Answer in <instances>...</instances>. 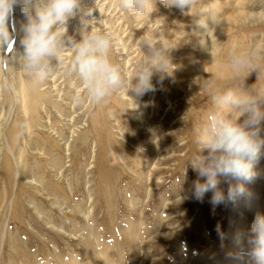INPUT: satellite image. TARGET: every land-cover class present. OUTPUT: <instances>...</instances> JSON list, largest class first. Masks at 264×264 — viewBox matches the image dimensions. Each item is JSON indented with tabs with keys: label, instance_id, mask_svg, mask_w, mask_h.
Here are the masks:
<instances>
[{
	"label": "rangeland",
	"instance_id": "1",
	"mask_svg": "<svg viewBox=\"0 0 264 264\" xmlns=\"http://www.w3.org/2000/svg\"><path fill=\"white\" fill-rule=\"evenodd\" d=\"M203 3L205 11L212 10L217 21L215 23L211 12L206 13L207 28L196 23L199 17L185 15L179 9L166 7L159 2L152 17L139 19L123 9L120 0H97L96 5L95 0H84V7L93 10L88 19L96 21V27L113 31L118 38L120 43L113 50L112 59L128 70L131 80L143 59L144 53L138 39L145 31L159 34V39L173 48L171 58L174 68L169 70L172 74H154L152 83L155 91L138 98L149 105L147 110L151 120L146 119L145 124L165 134V148L176 151L175 159L169 158L160 165V171L154 178L156 191L149 201L144 198L140 178L137 177L143 170H137V166L145 154H150L151 143L144 132L147 127L143 131L136 128L135 115L126 102L128 95L135 96V93L129 92L124 100L122 95L127 94L125 91L100 105L77 103L74 96L77 90L83 96L84 89L79 87L78 78L68 70L71 52L67 53L63 71L55 72L49 79L37 83L21 67L17 58L16 52L22 51V33L19 34L15 26L19 17L15 7L9 22L13 42L0 46V129L4 130V135L0 130V264H74L73 261L90 264L88 255L96 252L99 261L107 258L108 254L118 252L122 264H137L133 256L138 251L132 247V240L126 236L127 231L137 232L140 238L145 237L155 230L160 215L161 233L164 235L158 240L159 251H155V245L150 242L145 244V253L149 255L147 264H236L231 259L232 254L246 245L255 214L264 213V150L255 165L257 175L246 184L247 195L235 204L214 206L210 203L211 192L205 195L202 202L192 198L190 189L198 174L189 163L199 151L196 129L205 123L213 109L211 93L201 87V79L215 74L221 84L229 83L226 71L217 75L220 68H217V72L216 68L213 69L212 43L222 44V53L217 54L216 66H219L229 49L250 45L264 37V0H203ZM197 11L194 10L192 15H196ZM20 15L21 20H25L24 14ZM80 28L81 21L77 16L70 20L68 34L79 39ZM208 28L214 29L212 37L207 34ZM256 79L253 73L245 86L250 87ZM22 81L26 87L34 82L37 92L46 96L51 90H56L53 97L65 98L63 111L75 108L73 117L79 132L73 139L68 135L73 125L68 112H63L61 117H55V113L49 117L51 127L58 133L56 137L62 142L60 144H66L64 135L69 136L72 152L79 150L75 162L70 158L71 152L61 150L60 145L54 143L56 137L48 139V131L39 128L41 123H47L46 114L42 113V120L37 119L34 123L24 116V111L21 112L16 102V92L21 88ZM157 102L160 115L156 112L157 115L150 114L151 105L157 107ZM168 112L169 120L166 117ZM97 119L102 120L94 127ZM28 124L30 130L27 129ZM12 128L16 130L13 142L6 137ZM94 128L95 131H92ZM79 133H86L88 139L85 145L81 140H76ZM100 133L101 137L104 135L111 141L110 145L108 142L101 145L106 159L103 170L96 166V153L99 154L96 142ZM44 138L49 143L44 142ZM118 142L129 147L132 153L128 158L122 157L121 148H117ZM10 143L22 152L24 173H16V166L8 151ZM49 146L53 147L52 151ZM42 148L46 155L36 152ZM47 153L52 156L49 158ZM166 156L171 157L172 154L167 153ZM6 157L12 166L9 174L4 170ZM56 165L63 168V178L60 180V176L55 177L49 171ZM33 174L37 181L44 183V192H39L29 183L33 181ZM104 179L112 182L111 186H105L108 190L103 187ZM221 188L227 193L228 184L222 182ZM86 194L92 195V198L85 200ZM180 196L184 198L181 200ZM130 199L135 210H131L126 202ZM164 199L169 200L166 209L161 206ZM143 202L147 204L146 211ZM77 208L87 212L88 219L86 217L85 220L86 215L79 214ZM233 247L237 249L230 254ZM104 248L108 252H104Z\"/></svg>",
	"mask_w": 264,
	"mask_h": 264
},
{
	"label": "clouds",
	"instance_id": "2",
	"mask_svg": "<svg viewBox=\"0 0 264 264\" xmlns=\"http://www.w3.org/2000/svg\"><path fill=\"white\" fill-rule=\"evenodd\" d=\"M158 2L199 17L196 23L200 26L207 28L205 14L209 12L217 23L214 12L205 11L203 0H120V6L143 19L152 17ZM17 6L22 7L25 17L20 27L22 51L16 52L22 67L35 81L42 82L64 70L67 53L71 52L68 70L84 89L83 96L77 90V103L100 105L125 91L142 97L155 91L154 74H172L173 48L159 39V34L145 31L138 39L143 59L135 77L129 80L123 66L112 59L120 43L118 38L113 31L96 27V21L88 19L93 10L84 7V0H0V46L13 42L9 22ZM194 10H198L196 15H192ZM77 16L81 21L79 39L68 34L69 22ZM213 31L208 28V36L212 37ZM221 45L212 43V65L217 62V54L222 53ZM220 70L229 74V83L221 84L215 74L201 79V87L211 93L213 109L196 129L199 151L189 163L198 174L191 185V197L202 202L211 192L210 203L214 206L235 204L244 198L248 193L246 184L257 175L255 165L264 150V37L229 49ZM253 73L256 82L246 87ZM222 182L228 184L227 193L221 188ZM231 259L236 264H264V213L255 214L246 245ZM102 261L122 264L118 252L108 254Z\"/></svg>",
	"mask_w": 264,
	"mask_h": 264
},
{
	"label": "bare ground",
	"instance_id": "3",
	"mask_svg": "<svg viewBox=\"0 0 264 264\" xmlns=\"http://www.w3.org/2000/svg\"><path fill=\"white\" fill-rule=\"evenodd\" d=\"M17 10H18V13H19V17L17 18V20H16V25L15 26H17V28L19 29L18 31H20V27H21V24L23 23V22H25V20L23 19V20H21L22 19V16L20 15V13L21 14H23V9H22V7H20V6H17ZM19 34H21V31H20V33ZM3 50V49H2ZM1 53V52H0ZM21 63V62H20ZM19 63V65H21ZM214 66V65H213ZM220 66V65H219ZM219 66H216V64H215V67H213V69H215V72H217V68H220ZM22 67V66H21ZM10 69V68H9ZM128 71V70H127ZM220 71V69H218V73H217V75L220 73V74H222L223 72H219ZM22 72V71H21ZM225 73V72H224ZM223 73V74H224ZM219 74V75H220ZM226 74H227V72H226ZM58 76V75H57ZM128 77H129V80H131V74L130 73H128ZM32 78V77H31ZM59 78V77H58ZM55 80V79H54ZM71 81V80H70ZM74 81V80H73ZM52 82H53V80H52ZM38 83V82H37ZM50 83V82H49ZM21 84H22V86H21ZM21 84H20V89H18V91L16 92L17 93V104H18V107L20 108V110H22L21 112L23 113V111H24V116H26V118L27 119H31V120H33L34 121V123H35V121L38 119L39 121H41L42 120V117L43 116H41L42 115V113L43 114H46V116H47V120L48 121H46L47 123H44V124H42L41 123V127L39 126V128H41L42 130L44 129V130H47L48 132H47V134H48V139H52V138H54V137H56V136H58L57 134V132L55 131V130H53V128L51 127V124L49 123V117L50 116H52V114L53 113H55V117H61L62 115V113L63 112H68V118H72V120H71V122H72V126L69 128V133H68V135L70 136V137H72V139H73V136L74 135H77V133L79 132L78 130H77V128L76 127H78V125L76 124V119L73 117V114L75 113V108L73 107L72 109H68V110H66V111H63V108H62V105L65 103V100H63V99H65V98H63V97H61V96H57V97H53L52 95L56 92V90H51L50 91V94L48 95L50 98H48V96H46V95H43V94H39L38 92H37V85L34 83V82H31V83H29L28 85H27V87H26V85L25 86H23V81L21 82ZM57 85V84H56ZM72 85V84H71ZM73 85H74V83H73ZM52 86H53V83H52ZM75 86V85H74ZM73 86V87H74ZM78 86V85H77ZM72 87V88H73ZM39 88V87H38ZM79 88V87H78ZM81 88V87H80ZM49 89V88H48ZM75 90V89H74ZM80 90V89H79ZM70 91H72V90H70ZM75 92V91H74ZM61 93V92H60ZM124 93V92H123ZM56 94V93H55ZM60 95V94H59ZM64 95V94H63ZM83 95V94H82ZM127 95L128 94H126V93H124V95H122V98H124V100H125V98L127 97ZM9 98V97H8ZM138 98L139 97H136V96H132L131 94L128 96V101H126L129 105H130V107H131V109H132V112H133V114L135 115V120H136V128L138 129V130H145V127H147V131H144L145 132V135H147V137L150 139V143L151 144H149V146H150V154L149 155H144V158H142L141 160H140V164H139V166H137V170L138 169H141V170H143V171H141L140 173H139V175L137 176V177H139L140 179H139V183L141 184V186H142V190L144 191V198H146V200H150L151 198H152V196L155 194V191H156V186H155V184H154V178H155V176H156V174L157 173H159V171H160V165L162 164V163H165V161H167L169 158L171 159H175V157L176 156H174V152H176L175 150H171V151H168L166 148V144H165V138H166V136H165V134H163V133H159V130L158 129H156L155 127H153V126H147V124H145V120L146 119H148V120H151V118H150V116H149V112H148V110H149V105H147L146 104V102H144L143 100H138ZM9 101H11L12 102V100H9ZM8 101V102H9ZM157 101H159V103H160V100L159 99H157ZM15 102V101H14ZM144 102V103H143ZM178 102V101H177ZM158 103V102H157ZM159 103L157 104V107H155V106H153V105H151L152 107H151V109H152V111L150 112V114L151 113H154L155 114V112L157 113V114H159L160 115V106H159ZM70 104V103H69ZM173 105V104H172ZM171 105V106H172ZM177 106V105H176ZM14 107H15V105H14ZM66 109V108H65ZM148 109V110H147ZM157 114H155V115H157ZM66 116V115H65ZM64 116V117H65ZM77 116V115H76ZM172 116V115H171ZM167 120H169L170 119V112H168V114H167ZM165 117V118H166ZM102 120V119H101ZM101 120H99V119H97L96 121H95V123L93 124L94 125V127L96 126L97 127V124H98V122L99 121H101ZM32 121V122H33ZM171 121V120H170ZM169 121V122H170ZM101 123V122H100ZM99 123V124H100ZM70 124V123H69ZM68 124V125H69ZM78 124H80V123H78ZM145 124V125H144ZM35 126H36V124H34ZM39 125V124H38ZM176 125V124H175ZM102 127V126H101ZM105 127V126H104ZM103 127V128H104ZM107 127V126H106ZM105 127V128H106ZM160 127V126H159ZM175 126H173L172 128H174ZM79 128V127H78ZM172 128H170V129H172ZM27 129L28 130H30V127H29V124L27 125ZM98 129V128H97ZM1 130V133H2V135H4L3 134V132H4V130H2V128L0 129ZM41 130V131H42ZM102 130V129H101ZM7 131V130H6ZM92 131H95V128L94 129H92ZM99 131V130H98ZM97 131V132H98ZM42 132H44V131H42ZM143 132V133H144ZM9 134H8V136H6L7 138L9 137V139L10 140H12V142H13V139L15 140V136H16V130L14 129V128H12L9 132H8ZM99 133V132H98ZM103 133V132H102ZM142 133V134H143ZM153 133H155V136L153 135ZM110 134V133H109ZM173 135V134H172ZM69 136H65L64 135V138H65V140H66V138H67V140H66V144H60V143H62L58 138L59 137H56L57 138V140H56V142H54L55 144H58V145H60L59 146V148H61V150H63V151H65V152H71L70 154H71V156H70V158L72 157L73 158V160H74V162H75V159H77L76 158V154L78 155V152H79V150H77V149H75V150H73V152H72V146H71V143L68 141L69 140ZM86 136V133H79L78 134V136H77V138H76V140H78V141H82L83 142V145H85L86 144V142H87V137H85ZM29 137H30V135H29ZM39 137V136H38ZM37 137V138H38ZM158 137V138H157ZM41 138V137H40ZM46 138V137H45ZM45 138H44V142H46V143H49V142H47V140H45ZM43 140V139H42ZM41 140V141H42ZM108 140V137H106V136H104L103 135V137H101V133H100V137H99V134H98V138H97V144H96V146L98 147V149H99V154H98V152L96 153V166L97 167H99V169L100 170H103V168L105 167V164H106V159L104 158V149H102L101 148V145H105L107 142L109 143L108 145H110V142H109V140ZM52 141V140H51ZM50 141V142H51ZM106 141V142H105ZM11 142V141H10ZM52 143H53V141H52ZM40 144H42V143H40ZM112 144H113V141H112ZM10 145L11 146H9V152H10V154H11V156H12V159H13V161H14V165L16 166V171H15V169H14V171L16 172V173H24V163L22 162V157H21V155H22V152H20V151H17L16 150V148H15V146H13L11 143H10ZM48 145V144H47ZM52 146V145H51ZM56 146V145H55ZM118 147L117 148H121V153H122V157L124 158V159H126V158H128L129 156H130V154L132 153H130V149H129V147H127L126 145H124V143H122V144H120L119 145V142H118V145H117ZM44 147V146H43ZM50 147V146H49ZM166 147V148H165ZM45 148H46V146H45ZM73 149H74V147H73ZM97 149V150H98ZM19 150V149H18ZM44 150L45 149H37V151L36 152H38V154L39 153H43L44 155H46L45 153H44ZM50 150L52 151L53 150V147H50ZM60 150V151H61ZM118 150V149H117ZM15 151H17L18 153L16 154V152ZM35 151V150H34ZM106 151V150H105ZM20 153V154H19ZM80 153V152H79ZM167 153H170V154H172V156L171 157H168V156H166V154ZM5 156V155H4ZM47 156L50 158L52 155L51 154H48L47 153ZM97 156H98V162H97ZM53 165V164H52ZM163 165V164H162ZM25 166H26V164H25ZM11 165H10V161H9V158H5V161H4V170L7 172V174H9V172H10V170H11ZM96 167V168H97ZM109 168V167H108ZM24 169V170H23ZM106 169V168H105ZM104 169V170H105ZM4 170H2V171H4ZM52 171V173H53V175L55 176V177H59V180L61 179V178H63V168H61V167H58L57 165L56 166H52V168L51 169H49V171ZM27 171V170H26ZM25 171V172H26ZM45 171V170H44ZM50 171V172H51ZM98 171V170H97ZM49 172V173H50ZM4 173V172H3ZM51 173V174H52ZM100 173H102L101 171H100ZM108 173H109V171H108ZM106 174H107V171H106ZM4 175H5V173H4ZM13 175H14V173H13ZM67 175V174H66ZM101 175V174H100ZM99 175V176H100ZM110 175V174H109ZM14 176H16V175H14ZM13 176V177H14ZM25 176V175H24ZM17 177V176H16ZM48 177V176H47ZM54 177V178H55ZM6 178V177H5ZM30 178V177H29ZM65 178V177H64ZM124 178V177H123ZM26 179H28V178H26ZM32 179H33V181L32 182H29V183H32L35 187H36V189H38L39 190V192H44V183H42V182H39V181H37V178H35V175L33 174V176H32ZM31 180V179H30ZM50 180V179H49ZM53 180V179H52ZM105 181H104V183H103V187H104V189L105 188H107V187H105V186H107V185H109L110 184V186H111V181L110 180H106V179H104ZM54 181V180H53ZM100 181V180H99ZM50 182V181H49ZM63 182V181H62ZM32 184H30L31 186H32ZM54 184V183H53ZM101 184V183H100ZM115 184V183H114ZM113 185V184H112ZM51 186V185H50ZM71 185H69V188H71L70 187ZM102 186V185H101ZM58 189V188H57ZM103 189V188H102ZM107 190H108V188H107ZM107 190H105V192L104 193H106L107 192ZM58 192V191H57ZM191 194V193H190ZM39 195V194H38ZM47 195V194H46ZM45 195V196H46ZM50 195V194H49ZM57 195V194H56ZM87 198H92V195H87L86 194V196L84 197V199L86 200ZM127 199V198H126ZM91 200V199H90ZM54 201H55V199H54ZM173 201V200H172ZM175 201V200H174ZM56 202V201H55ZM126 202L128 203V205H129V207H130V209L131 210H135L136 208L134 207V205H133V202H132V199H130L129 201H127L126 200ZM53 203V202H52ZM56 204H58L57 202H56ZM143 204H144V202H143ZM169 204V200H166V199H164V201L161 203V206H163L165 209L167 208V205ZM86 206V205H85ZM145 206H147V204H144L143 205V208H145L144 210L146 211V207ZM160 206V207H161ZM162 207V208H163ZM83 209H84V207H82ZM83 209H79V208H77V210H78V212H79V214H81V215H86L87 214V212H85ZM93 209V208H92ZM88 211V210H87ZM143 216L145 215L144 214V212H143V214H142ZM91 216V215H90ZM86 217H87V219H88V216L86 215L84 218H85V220H86ZM160 217H161V215H160ZM159 216H158V221H157V224H156V228H155V230L152 232V233H150L149 235H147V236H145V237H141L140 238V235L138 236V234H137V232H131V231H127V235L126 236H128V238L130 239V241H131V244H132V247L134 248H136V250L138 251V254H135L133 257H134V260L137 262V264H147V262H148V258H149V255H148V253H145V251L146 250H144V246H145V244L146 243H148V242H150L151 243V245H155V251H157L158 249H159V241L158 240H160L162 237H163V235L164 234H162L161 233V228H162V226L160 225V219L162 218H160ZM16 218V217H15ZM45 219V218H44ZM41 221V220H40ZM53 221V220H52ZM47 222H45V224H46ZM50 222H48L47 224H49ZM63 227V226H62ZM61 228V227H60ZM64 230H65V228H64ZM66 231V230H65ZM134 231V230H133ZM57 232V231H56ZM59 232H60V230H59ZM58 232V233H59ZM67 232V231H66ZM79 232H81V231H79ZM78 232V233H79ZM83 232V231H82ZM63 234V233H62ZM65 234V233H64ZM155 234H158V236H154ZM92 235V234H91ZM167 235V234H166ZM80 237H83L82 235H80ZM88 237V236H87ZM93 237V236H92ZM94 238H96L95 236H94ZM93 238V239H94ZM127 238V239H128ZM83 239V238H82ZM98 240H99V238H97ZM95 240V239H94ZM91 241H93L92 239H91ZM97 242V240H95V243ZM98 243V242H97ZM100 243V242H99ZM95 245H97V244H95ZM94 245V246H95ZM148 246V245H147ZM240 246V245H239ZM242 246V245H241ZM237 247V246H236ZM101 249V248H100ZM131 249V248H130ZM157 249V250H156ZM235 249H237V248H235V247H233V249L231 248V251H230V254H232V253H234L236 250ZM135 250V249H134ZM135 250V251H136ZM235 250V251H234ZM94 251V250H93ZM101 251V250H100ZM104 252H108V251H105V248H104V250H103ZM110 251V250H109ZM159 251V250H158ZM95 252H96V250H95ZM149 252V251H148ZM151 252V251H150ZM149 252V253H150ZM92 253H94V252H92ZM157 253V252H156ZM96 255H97V252L95 253ZM95 254H89L88 255V259H90V264H104V262L102 261V260H106L107 258L106 257H103V259L101 260V261H99L98 260V258L96 257V255ZM108 254V253H107ZM153 254V253H152ZM228 254H229V252H228ZM85 255H86V253H85ZM99 255V254H98ZM106 255V254H105ZM101 256V255H100ZM152 256V255H151ZM230 256V255H229ZM99 259H101L100 257H99ZM200 261V260H199ZM204 262H206V261H204ZM72 263V262H71ZM73 263L74 264H78V263H75V261H73ZM199 263V262H198ZM201 263V262H200ZM207 264V263H206Z\"/></svg>",
	"mask_w": 264,
	"mask_h": 264
}]
</instances>
